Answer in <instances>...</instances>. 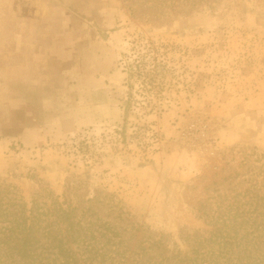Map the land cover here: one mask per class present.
<instances>
[{
    "label": "rangeland",
    "instance_id": "rangeland-1",
    "mask_svg": "<svg viewBox=\"0 0 264 264\" xmlns=\"http://www.w3.org/2000/svg\"><path fill=\"white\" fill-rule=\"evenodd\" d=\"M44 14L66 16L83 54L39 64L50 74L39 97L24 71ZM151 42L173 85L153 107L136 66ZM261 186L264 0H0L7 197L28 208L34 198H97L138 234L186 250L187 234L208 235L220 202L246 200L244 192Z\"/></svg>",
    "mask_w": 264,
    "mask_h": 264
},
{
    "label": "trees",
    "instance_id": "trees-1",
    "mask_svg": "<svg viewBox=\"0 0 264 264\" xmlns=\"http://www.w3.org/2000/svg\"><path fill=\"white\" fill-rule=\"evenodd\" d=\"M163 54L151 42L136 62L147 79L151 107L173 86ZM129 107L128 98L126 113ZM9 192L0 187V264H264V186L244 192L246 200L220 202L208 215V235L187 234L186 250L168 247L162 236L138 234L137 224L97 198H34L28 208L7 197Z\"/></svg>",
    "mask_w": 264,
    "mask_h": 264
},
{
    "label": "crops",
    "instance_id": "crops-1",
    "mask_svg": "<svg viewBox=\"0 0 264 264\" xmlns=\"http://www.w3.org/2000/svg\"><path fill=\"white\" fill-rule=\"evenodd\" d=\"M47 16L49 15L44 14L43 18L40 19V22L43 23L42 26L45 28V30L44 32H42V35L38 37L35 44L36 47L31 62L33 69L29 64L28 69H26L27 67H25L24 71L25 75L27 74V80L25 82L27 85L31 83L32 85H39L38 91L37 88L34 87V90L39 93V97L46 91V85L43 86V84L46 83V78H49L50 76L49 73L39 70V64L41 67L45 63H48V58L50 57H58L62 60L74 58V56H80L81 54H83L82 48L79 49V47L77 46V44L79 43V38H75V36L73 35V32L75 30L66 23V16L63 15V17H61L58 21L49 19ZM57 26H62L61 28L64 27L63 31L57 32V30H53V28ZM65 26L70 27V31H66ZM51 97L52 96L46 97L43 99V101L47 102L50 100L51 102ZM47 106H52V104Z\"/></svg>",
    "mask_w": 264,
    "mask_h": 264
}]
</instances>
